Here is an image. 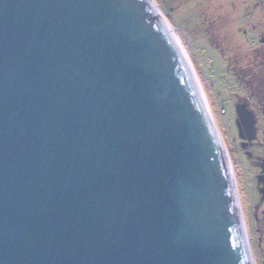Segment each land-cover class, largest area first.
Masks as SVG:
<instances>
[{
	"label": "water",
	"instance_id": "1",
	"mask_svg": "<svg viewBox=\"0 0 264 264\" xmlns=\"http://www.w3.org/2000/svg\"><path fill=\"white\" fill-rule=\"evenodd\" d=\"M243 224L153 0H0V264H253Z\"/></svg>",
	"mask_w": 264,
	"mask_h": 264
},
{
	"label": "rangeland",
	"instance_id": "2",
	"mask_svg": "<svg viewBox=\"0 0 264 264\" xmlns=\"http://www.w3.org/2000/svg\"><path fill=\"white\" fill-rule=\"evenodd\" d=\"M153 2L200 68L234 167L254 261L264 264V0Z\"/></svg>",
	"mask_w": 264,
	"mask_h": 264
},
{
	"label": "bare ground",
	"instance_id": "3",
	"mask_svg": "<svg viewBox=\"0 0 264 264\" xmlns=\"http://www.w3.org/2000/svg\"><path fill=\"white\" fill-rule=\"evenodd\" d=\"M166 22H167V21H166ZM167 23H168V25L174 30V32H175V34H176V37H177V39H178V41H179V43H180V45H181L183 51L185 52V54H186V56H187V59L189 60V63H190V65H191V67L193 68V70H194V72H195V74H196V77H197V79H198V81H199V84H200V86H201V89H202V92H203L204 98H205V100H206V104H207V106H208V109H209V111H210V114H211V116H212V119H213V121H214V124H215V126H216L217 131H218V127H217V124H216L217 121H215L214 115H213V113H212V111H211L212 108H210L209 101H208L207 96H206V94H205V91H204L203 85H202V83H201V81H200V79H199V77H198V75H197V72H196V69H195L194 65L191 63V59H190V57H189V55H188V52H187V50L184 48V45L182 44L181 38H180V36L177 34L176 30L172 27V25H171L169 22H167ZM218 133H219V132H218ZM219 136H220V138H221V141H222L223 146H224V148H225L226 154H227V156H228V160H229V162H230L231 171H232L233 180H234V185H235V190H236L237 198L239 199V202H240V197H239L240 194L238 193V186H237V184H236V178H235V174H234V167H233L232 161L230 160L231 158H230L229 152H228V150H227V147L225 146L224 141H223V139H222L220 133H219ZM240 209L242 210L241 202H240ZM242 217H243V216H242ZM243 222H245V221H244V218H243ZM243 226H244L245 237L247 238L248 232H247V229H246L245 223L243 224ZM247 240H248V238H247ZM247 240H246V241H247ZM247 242H248V243H247L248 249L250 248V249H249L250 257H251V259H252L253 264H255V261H254V257H253V254H252V250H251V246H250L249 240H248Z\"/></svg>",
	"mask_w": 264,
	"mask_h": 264
},
{
	"label": "trees",
	"instance_id": "4",
	"mask_svg": "<svg viewBox=\"0 0 264 264\" xmlns=\"http://www.w3.org/2000/svg\"><path fill=\"white\" fill-rule=\"evenodd\" d=\"M192 62H193V61H192ZM193 64H194L196 70H198V72L200 73V68H199V66H197L194 62H193Z\"/></svg>",
	"mask_w": 264,
	"mask_h": 264
}]
</instances>
